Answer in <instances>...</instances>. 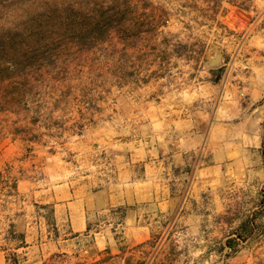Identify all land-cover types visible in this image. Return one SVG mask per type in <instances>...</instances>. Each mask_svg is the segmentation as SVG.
I'll return each instance as SVG.
<instances>
[{"label":"rangeland","instance_id":"rangeland-1","mask_svg":"<svg viewBox=\"0 0 264 264\" xmlns=\"http://www.w3.org/2000/svg\"><path fill=\"white\" fill-rule=\"evenodd\" d=\"M112 1L0 0V162L7 160L0 195L17 176L41 182L52 155L87 173L106 170L113 145L134 135L124 113L133 98L216 79L212 68L222 57H235L264 28V0H130L120 13L121 37L94 25ZM216 52L222 57L211 67ZM256 196L254 189H231L228 213L201 231L181 222L168 235L123 245L118 255L88 240L41 264H239L219 254L216 241L256 213L248 212ZM39 206L52 222L48 205ZM263 219L254 220L259 230ZM246 245L243 255L252 250L253 262L264 264V237Z\"/></svg>","mask_w":264,"mask_h":264},{"label":"crops","instance_id":"crops-1","mask_svg":"<svg viewBox=\"0 0 264 264\" xmlns=\"http://www.w3.org/2000/svg\"><path fill=\"white\" fill-rule=\"evenodd\" d=\"M212 69L216 80L182 93L132 97L124 113L134 135L113 145L106 170L87 173L52 155L41 182L13 178L0 195V264H13L8 256L18 264H41L88 240L118 255L123 245L145 243L160 231L168 235L181 222L201 231L206 222L223 219L225 196L238 187L255 190L252 215L264 187V28ZM42 204L51 209L52 222ZM230 236L234 232L216 241L219 254L255 264L252 250L243 252L264 233L253 231L233 253L225 244Z\"/></svg>","mask_w":264,"mask_h":264},{"label":"trees","instance_id":"trees-1","mask_svg":"<svg viewBox=\"0 0 264 264\" xmlns=\"http://www.w3.org/2000/svg\"><path fill=\"white\" fill-rule=\"evenodd\" d=\"M124 6L130 7L131 1L130 0H122V1L113 0L111 4L106 9H103V12H101L98 15V18L94 25H96V27L101 26L103 28H106L108 31H110L111 28H113L114 31H117V33L122 37V35L124 34V30H125V22H124V19L120 16V13H121V9ZM82 35L84 36V34ZM86 37L84 36L83 39H85ZM86 39L82 40V42L86 43L87 41ZM198 51H199L198 56L196 58L192 57L196 59V61L200 60L201 58L200 56H202V53H203L202 49H199ZM6 69H9V66ZM12 187L13 188L15 187L14 183L12 184ZM260 196L261 197L258 202L259 207L257 208L256 213L242 220L240 224L237 226V228L235 229V232H234L235 236L228 237L225 242V244L231 249L232 253L236 251L237 249L236 246L239 243V241H244L247 238V236L251 234L253 231H256V232L258 231L260 234L264 232V228L259 230V228L257 229L256 226L254 225V220L256 217L264 216V187L261 189ZM254 229H257V230H254ZM7 258H8L7 259L8 263L11 262L13 264H18L15 256H8Z\"/></svg>","mask_w":264,"mask_h":264},{"label":"water","instance_id":"water-1","mask_svg":"<svg viewBox=\"0 0 264 264\" xmlns=\"http://www.w3.org/2000/svg\"><path fill=\"white\" fill-rule=\"evenodd\" d=\"M222 54L220 52H216V54L214 55V57L212 59H210L207 64L211 67L219 64L220 60H221Z\"/></svg>","mask_w":264,"mask_h":264}]
</instances>
